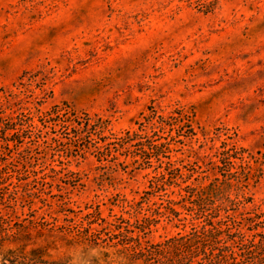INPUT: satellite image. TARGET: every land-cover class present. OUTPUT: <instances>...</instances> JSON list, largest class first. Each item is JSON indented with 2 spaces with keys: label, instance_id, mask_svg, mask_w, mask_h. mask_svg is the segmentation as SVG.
<instances>
[{
  "label": "rangeland",
  "instance_id": "374dc122",
  "mask_svg": "<svg viewBox=\"0 0 264 264\" xmlns=\"http://www.w3.org/2000/svg\"><path fill=\"white\" fill-rule=\"evenodd\" d=\"M203 226L264 232V0H0V264Z\"/></svg>",
  "mask_w": 264,
  "mask_h": 264
},
{
  "label": "trees",
  "instance_id": "16d2710c",
  "mask_svg": "<svg viewBox=\"0 0 264 264\" xmlns=\"http://www.w3.org/2000/svg\"><path fill=\"white\" fill-rule=\"evenodd\" d=\"M234 233L239 236L237 250L228 239L220 237V230L204 226L144 246L138 239L119 232L114 234L116 241L112 245H121L130 261L142 258L144 264H264V232L254 233L250 239ZM256 235L261 238L256 240Z\"/></svg>",
  "mask_w": 264,
  "mask_h": 264
}]
</instances>
